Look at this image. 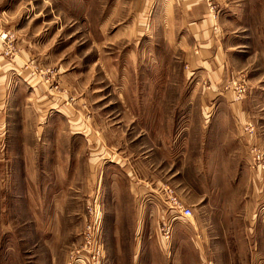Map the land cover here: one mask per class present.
I'll use <instances>...</instances> for the list:
<instances>
[{"label":"rangeland","instance_id":"374dc122","mask_svg":"<svg viewBox=\"0 0 264 264\" xmlns=\"http://www.w3.org/2000/svg\"><path fill=\"white\" fill-rule=\"evenodd\" d=\"M0 264H264V0H0Z\"/></svg>","mask_w":264,"mask_h":264},{"label":"crops","instance_id":"0c3cea01","mask_svg":"<svg viewBox=\"0 0 264 264\" xmlns=\"http://www.w3.org/2000/svg\"><path fill=\"white\" fill-rule=\"evenodd\" d=\"M190 15L192 16L193 19H195V21L197 20L196 22H193L191 25H192V27H196L197 35L200 38H202V39H200V41H205L206 40L205 34H204V32L201 33V29H200V27L202 29H205V27H204L205 20H202L203 16H205L203 8H198V9L197 8H191ZM200 41H197V45L202 44V42H200ZM212 41H213V39H210L208 44L204 43L203 49H206V47H208V46L212 47V45H211ZM201 52H202V56L200 57L201 62L205 63V62H207V60L213 59V57H211L209 59L206 57V54L208 52H206L204 50H201ZM209 54H211V53L209 52ZM203 56L206 57L207 59L206 58L204 59ZM224 106L227 107V110L231 112V113H229V116L234 118L236 120V122L241 121V119H242L241 116L244 114V112L242 111L243 108H242L240 103L239 104H226V105L224 104ZM219 107H222V105L218 106L217 110H219ZM217 119L219 121V120H221V117L217 118ZM215 121H217V120H215ZM224 121H226V120L224 119ZM232 156H233V152H231V157ZM183 201L186 203L188 200H183ZM187 205H189V204H187Z\"/></svg>","mask_w":264,"mask_h":264},{"label":"built area","instance_id":"2783aa9c","mask_svg":"<svg viewBox=\"0 0 264 264\" xmlns=\"http://www.w3.org/2000/svg\"><path fill=\"white\" fill-rule=\"evenodd\" d=\"M166 192L168 195V200H165V203L175 214L178 215V219L190 218L193 216L192 208L186 206L185 203L180 199V197L175 194L174 190L168 188Z\"/></svg>","mask_w":264,"mask_h":264}]
</instances>
